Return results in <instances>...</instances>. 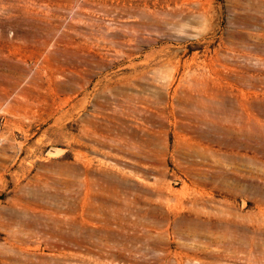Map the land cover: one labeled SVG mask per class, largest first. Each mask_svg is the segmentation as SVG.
Instances as JSON below:
<instances>
[{
    "label": "rangeland",
    "instance_id": "1",
    "mask_svg": "<svg viewBox=\"0 0 264 264\" xmlns=\"http://www.w3.org/2000/svg\"><path fill=\"white\" fill-rule=\"evenodd\" d=\"M0 264H264V0H0Z\"/></svg>",
    "mask_w": 264,
    "mask_h": 264
}]
</instances>
